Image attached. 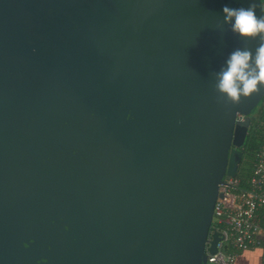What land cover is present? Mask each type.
Returning a JSON list of instances; mask_svg holds the SVG:
<instances>
[{"label":"water","instance_id":"95a60500","mask_svg":"<svg viewBox=\"0 0 264 264\" xmlns=\"http://www.w3.org/2000/svg\"><path fill=\"white\" fill-rule=\"evenodd\" d=\"M224 4L264 17L260 0H0V264L206 263L264 98L218 88L264 43Z\"/></svg>","mask_w":264,"mask_h":264},{"label":"built area","instance_id":"2783aa9c","mask_svg":"<svg viewBox=\"0 0 264 264\" xmlns=\"http://www.w3.org/2000/svg\"><path fill=\"white\" fill-rule=\"evenodd\" d=\"M243 119L242 115L237 116L238 121ZM254 133L259 149L249 177L242 183L237 174L227 176L219 186L205 247V264H236L241 253L255 250L261 251L264 264V121H256ZM214 233L220 239L216 251L210 253Z\"/></svg>","mask_w":264,"mask_h":264},{"label":"clouds","instance_id":"9594fccd","mask_svg":"<svg viewBox=\"0 0 264 264\" xmlns=\"http://www.w3.org/2000/svg\"><path fill=\"white\" fill-rule=\"evenodd\" d=\"M222 15L234 32L243 36L264 34V17H257L251 6L231 8L224 4ZM258 83H264V43L254 54L242 49L230 53L226 67L219 74L218 88L235 100L255 90Z\"/></svg>","mask_w":264,"mask_h":264},{"label":"flooded vegetation","instance_id":"af4514ba","mask_svg":"<svg viewBox=\"0 0 264 264\" xmlns=\"http://www.w3.org/2000/svg\"><path fill=\"white\" fill-rule=\"evenodd\" d=\"M261 101L254 111L250 115V123L251 120L257 115L259 112L261 106L263 105ZM250 127V125H249ZM249 127L247 129V132L245 133L244 138H242V131L238 130V132L235 135V145H231V150L234 151L232 163L236 167V174L239 169L246 168L249 169L251 165V155H252V148L249 146L247 142L248 134H249Z\"/></svg>","mask_w":264,"mask_h":264},{"label":"trees","instance_id":"16d2710c","mask_svg":"<svg viewBox=\"0 0 264 264\" xmlns=\"http://www.w3.org/2000/svg\"><path fill=\"white\" fill-rule=\"evenodd\" d=\"M260 1H261L262 6H263V9H264V0H260ZM262 101H263L262 103L264 104V98ZM257 120L264 121V106L263 105L261 106L259 112L251 120V123H250L247 142H248L249 146L252 148V155H251L252 161H251V165H250L249 169L241 168L237 172V176L241 179L242 183H244V181L249 177L250 172H251V168H252V163L254 160V156L259 149L258 139L255 137V133H254V126H255Z\"/></svg>","mask_w":264,"mask_h":264},{"label":"crops","instance_id":"0c3cea01","mask_svg":"<svg viewBox=\"0 0 264 264\" xmlns=\"http://www.w3.org/2000/svg\"><path fill=\"white\" fill-rule=\"evenodd\" d=\"M236 264H262V253L259 250L241 253Z\"/></svg>","mask_w":264,"mask_h":264}]
</instances>
